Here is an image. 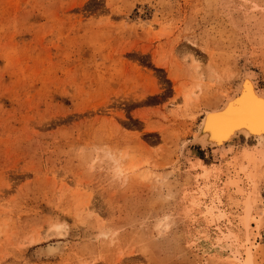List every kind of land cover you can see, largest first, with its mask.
Listing matches in <instances>:
<instances>
[{"label": "rangeland", "instance_id": "1", "mask_svg": "<svg viewBox=\"0 0 264 264\" xmlns=\"http://www.w3.org/2000/svg\"><path fill=\"white\" fill-rule=\"evenodd\" d=\"M244 64L264 0H0V264H264V152L183 149Z\"/></svg>", "mask_w": 264, "mask_h": 264}, {"label": "bare ground", "instance_id": "2", "mask_svg": "<svg viewBox=\"0 0 264 264\" xmlns=\"http://www.w3.org/2000/svg\"><path fill=\"white\" fill-rule=\"evenodd\" d=\"M240 69L241 81L236 89L226 96L221 106L206 112L194 139L186 142L183 149L201 146L207 155L218 158L244 137L243 140L253 141L257 150L264 152V91L256 71L245 64ZM184 97L188 105L191 96ZM49 251L55 250L50 247Z\"/></svg>", "mask_w": 264, "mask_h": 264}]
</instances>
